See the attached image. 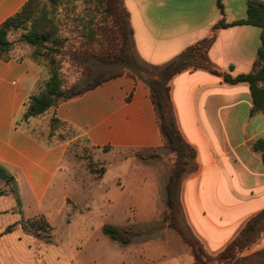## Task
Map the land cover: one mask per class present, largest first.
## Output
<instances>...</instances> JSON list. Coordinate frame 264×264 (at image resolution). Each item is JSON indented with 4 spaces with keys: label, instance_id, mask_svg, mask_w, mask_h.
I'll return each instance as SVG.
<instances>
[{
    "label": "crops",
    "instance_id": "crops-1",
    "mask_svg": "<svg viewBox=\"0 0 264 264\" xmlns=\"http://www.w3.org/2000/svg\"><path fill=\"white\" fill-rule=\"evenodd\" d=\"M28 1L0 0V25ZM233 1L238 2L236 9L230 7L229 0H223V9L218 0H123L133 31L134 57L161 68L215 36L208 52L210 66L233 77L250 73L261 45V29L250 25L214 29L220 21L246 18L247 0ZM20 51L15 48L8 61L0 59V164L19 187L24 182L42 201L71 142L48 148L16 126L42 79L38 65L18 55ZM152 73L136 75L138 80L125 75L111 79L62 102L47 115L71 125L86 145L97 150L170 152L164 147L144 82L159 78ZM170 97L177 125L196 152L181 182L180 221L189 236L215 258L264 210V163L261 153L254 150V144L264 140V116L251 115L253 99L248 83L230 84L206 69L193 68L176 75L170 82ZM129 159L134 164L113 194L115 199L125 200V220L131 229L164 221L162 170L138 156ZM169 231L166 233L171 236ZM248 236L243 257L264 250V223L257 222ZM137 242L132 239L130 244ZM146 243L132 252L131 260L137 264H194L186 246L178 254H168L160 244Z\"/></svg>",
    "mask_w": 264,
    "mask_h": 264
},
{
    "label": "rangeland",
    "instance_id": "rangeland-1",
    "mask_svg": "<svg viewBox=\"0 0 264 264\" xmlns=\"http://www.w3.org/2000/svg\"><path fill=\"white\" fill-rule=\"evenodd\" d=\"M109 3V0L34 1L32 20L27 26L31 27L32 21L45 14L51 20L49 25L45 24V29L53 27L55 36L62 41L58 52H52L51 57L57 63L65 88L86 86L100 73L109 78L128 70L121 64L111 65L105 60L108 50L120 53L122 27L127 26L124 20L118 22L116 16L107 14ZM229 5L236 9L238 2L229 0ZM23 32H12L10 39L15 48L21 49L18 55L38 65L43 85L50 77V58L34 59V47L20 41ZM128 40L134 55L129 34ZM49 120L50 117L44 115L22 124L46 137L52 128ZM56 131L65 133L63 129ZM145 152L148 156L144 160L152 161L162 170L166 187L175 167L176 154L166 150ZM134 156L140 157L137 151L105 152L76 139L70 143L60 172L42 201L24 182L19 187L17 183L7 185L0 179V191L5 193L0 196V264H137L136 260H131L132 252L146 242L160 244L168 254H178L184 246L189 249L165 221L131 229V223L125 220V200L115 199L113 194L128 175L134 164L129 158ZM102 168H107L103 177L99 171ZM165 210L166 206L163 220ZM41 217L50 223L51 237L44 233L38 236L24 228V222ZM106 225L127 230L126 236L139 242L126 245L112 240L104 233ZM179 226L189 236L180 217ZM8 228L11 230L7 232ZM166 230H170L171 236Z\"/></svg>",
    "mask_w": 264,
    "mask_h": 264
},
{
    "label": "trees",
    "instance_id": "trees-1",
    "mask_svg": "<svg viewBox=\"0 0 264 264\" xmlns=\"http://www.w3.org/2000/svg\"><path fill=\"white\" fill-rule=\"evenodd\" d=\"M34 1L35 0H29L18 13L8 18L0 25V59L8 61L12 58V52L15 47L13 41L10 39V35L12 32L19 30L24 31L20 41L34 47V59L44 56L50 58V77L43 85L40 83L38 84L36 91L25 103L24 112L21 114L22 118H18L16 126L26 131L36 141L48 148L60 143L72 142L76 139L86 143L79 138V133L75 128L60 120L55 115L49 120V124L52 128L46 137L42 133H37L34 129H29L22 123L29 124L32 120H36L39 117L47 115L52 110H55L62 102L81 96L111 79L125 75L138 80L137 74L135 73L150 74L153 71L159 72L152 73L158 74V79H148L144 82L149 89L150 98L155 107L160 130L164 139V147L171 153L176 154L175 167L166 186V210L164 221L168 223L170 228L179 234L183 242L189 247L194 264H264V250L246 257L242 256V253L247 249L249 241L248 235L254 225L257 222L264 223V210L248 224L246 229H244L240 236L234 240L225 251L215 258L207 254L200 241L188 236L185 231L180 228V183L186 171V166L191 159L196 157V152L187 144L177 125L170 97V82L176 75L193 68L206 69L214 74L223 76L227 83H248L253 99L251 115L262 114L264 116V1L247 0V16L244 20L235 21L233 23L220 21L214 28L215 30H219L236 25H250L260 28L262 31L261 45L257 53L253 70L248 74L233 77L229 73L222 74L213 69L208 62V52L215 42V36L190 47L180 57L161 68H153L146 63L138 61L129 47L130 42L128 40V34L132 36L133 31L130 26L129 13L124 6V2L123 0H109L110 3L106 8L107 14L116 16L118 22L124 20L127 26L122 27L123 40L120 45V53L117 54L115 51L108 50L105 60L106 63L111 65L121 64L127 67L128 72L109 78L104 77V74L100 73L94 78L92 83L77 89H67L63 86L57 63L51 57V53L58 52L57 47L62 45V41L55 36L56 31L53 27L45 29V24L49 25L51 20L45 14L41 19L32 21L31 27L27 26L32 20ZM218 6L220 9H223V0H218ZM57 129H63L65 133L58 134L56 131ZM254 150L261 153L264 163V140L256 142L254 144ZM137 152L143 159L148 156L145 151ZM99 171L104 174L106 168H102ZM96 172H98V170ZM0 179L4 180L7 185L11 183L16 184L15 177L2 164H0ZM3 195H5V193L0 191V196ZM23 226L26 230L32 231L38 236L44 233L45 236L51 237L49 231L51 232L52 227L45 217L24 222ZM10 230L11 228H8L7 232ZM104 233L114 241H119L126 245L131 242L130 237L126 236L128 233L127 230H121L114 226L106 225L104 227Z\"/></svg>",
    "mask_w": 264,
    "mask_h": 264
}]
</instances>
